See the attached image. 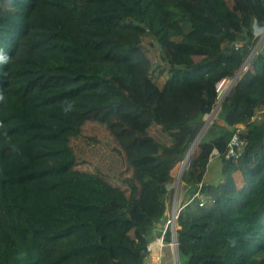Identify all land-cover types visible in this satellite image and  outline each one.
Here are the masks:
<instances>
[{"label":"trees","instance_id":"obj_1","mask_svg":"<svg viewBox=\"0 0 264 264\" xmlns=\"http://www.w3.org/2000/svg\"><path fill=\"white\" fill-rule=\"evenodd\" d=\"M258 30L264 0H0V264H147L161 234L178 264H264V37L217 90ZM89 122L123 160L117 181L78 166Z\"/></svg>","mask_w":264,"mask_h":264},{"label":"rangeland","instance_id":"obj_2","mask_svg":"<svg viewBox=\"0 0 264 264\" xmlns=\"http://www.w3.org/2000/svg\"><path fill=\"white\" fill-rule=\"evenodd\" d=\"M257 34H259V38L255 45V49L259 46L264 37V32L262 30H258ZM142 47L152 61V78L159 85L162 84L166 77V72H161L165 68V64L161 60V47L158 45L154 38L149 36H145L143 38ZM232 83L233 79H228L225 85L223 86L220 95L224 94L229 89ZM263 115L264 108L258 110L255 113L256 118H260ZM213 117L214 115H212L211 117L210 115L204 116L205 123L202 127L203 129L200 134L201 136L205 129L208 127L210 119H212ZM83 132L85 134H90L92 137H89L88 139H81L78 141L75 140L73 142L74 148L76 149L78 155H80V158L83 159V161L79 162L78 166L90 170H95L96 168H99L100 170L108 174L110 176V179L117 181L116 176L118 175V171L124 167V163L122 158L112 150L114 146V142L112 141V139L107 135V133L102 127H96L94 122H89L85 124ZM209 133H213V131L210 129ZM182 165L183 163H181L177 168L173 170L174 181L170 184L171 186H174L178 174L180 173V170L182 168ZM221 168L222 163L220 162L218 157L211 158L206 173L203 176V179L205 181H215L220 177ZM187 198L188 192L184 191L183 194L180 196V199L185 200ZM205 204H209L208 200H206ZM159 252V254L157 255V259H151L150 255L148 257L147 264H177L175 247L173 245H168Z\"/></svg>","mask_w":264,"mask_h":264},{"label":"built area","instance_id":"obj_3","mask_svg":"<svg viewBox=\"0 0 264 264\" xmlns=\"http://www.w3.org/2000/svg\"><path fill=\"white\" fill-rule=\"evenodd\" d=\"M227 82V79H221L218 84H217V90L220 93L223 86L225 85V83ZM253 118H256V116H254ZM241 127V125H240ZM245 144V140L243 138H240L237 134V132H234L230 138V140L228 141L227 144V151L225 153V158H233L237 156V153L239 152V150L242 149V147ZM203 202V201H202ZM202 204V203H201ZM176 218L175 214L171 215L170 220H168L167 222L173 224L174 219ZM172 245L175 247V242H172Z\"/></svg>","mask_w":264,"mask_h":264},{"label":"water","instance_id":"obj_4","mask_svg":"<svg viewBox=\"0 0 264 264\" xmlns=\"http://www.w3.org/2000/svg\"><path fill=\"white\" fill-rule=\"evenodd\" d=\"M255 47L252 49V51L250 52V54L248 55V57L246 58V60L244 61L243 65L241 66V68L239 69V71L237 72V74L235 75V77L233 78V81L238 77V75L240 74L241 70L244 69L245 65L247 64L251 54L253 53ZM219 103L215 106L213 112L210 114V117L214 114V112L216 111L217 107L219 106ZM202 129L199 131V133L197 134L194 142L192 143L191 147L189 148V152L191 151V149L193 148L195 142L197 141V139L199 138L201 132H202ZM182 170V168H181ZM181 170H180V173L178 174V177L175 181V184H174V191H173V199H172V207H171V213L172 214H175V210H176V200H177V192H178V188H179V182H180V174H181ZM175 252H176V262L178 264V257H177V251H176V248H175Z\"/></svg>","mask_w":264,"mask_h":264},{"label":"crops","instance_id":"obj_5","mask_svg":"<svg viewBox=\"0 0 264 264\" xmlns=\"http://www.w3.org/2000/svg\"><path fill=\"white\" fill-rule=\"evenodd\" d=\"M215 158V157H214ZM173 242V241H172ZM172 242H165L163 240L162 234L159 236L155 241H153L149 246V256L151 255V259H157V255L160 253L159 251L162 250L164 247H167L168 245H172ZM150 247H152L153 251L150 250ZM159 252V253H158ZM152 253V254H151Z\"/></svg>","mask_w":264,"mask_h":264},{"label":"bare ground","instance_id":"obj_6","mask_svg":"<svg viewBox=\"0 0 264 264\" xmlns=\"http://www.w3.org/2000/svg\"><path fill=\"white\" fill-rule=\"evenodd\" d=\"M218 100H219V99H218ZM218 100H217V101H218ZM185 155H186V154H185ZM151 250L153 251L152 247H151Z\"/></svg>","mask_w":264,"mask_h":264},{"label":"clouds","instance_id":"obj_7","mask_svg":"<svg viewBox=\"0 0 264 264\" xmlns=\"http://www.w3.org/2000/svg\"><path fill=\"white\" fill-rule=\"evenodd\" d=\"M0 98H2V97H0Z\"/></svg>","mask_w":264,"mask_h":264}]
</instances>
